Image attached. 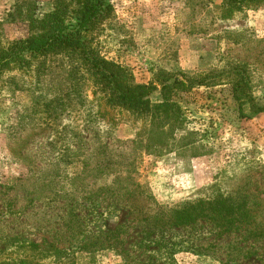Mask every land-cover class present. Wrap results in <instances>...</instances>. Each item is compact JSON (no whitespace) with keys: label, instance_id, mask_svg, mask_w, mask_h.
<instances>
[{"label":"rangeland","instance_id":"rangeland-1","mask_svg":"<svg viewBox=\"0 0 264 264\" xmlns=\"http://www.w3.org/2000/svg\"><path fill=\"white\" fill-rule=\"evenodd\" d=\"M186 1L183 21L161 38L148 28L156 36L143 43L158 45L155 54L138 50L132 24L115 11L99 47L139 84L179 82L186 124L178 137L204 156L163 135L154 142L168 144L161 153L135 144L139 131L162 129L107 106L79 54L26 57L28 65L0 72V264H264V113L235 100L251 95L264 107V0L235 11ZM59 3L70 32L81 15L74 0H0V52L29 38L32 22L53 17ZM130 176L137 183L121 189ZM138 184L145 202L133 199ZM219 198L254 219L230 232L208 219L180 228L143 220Z\"/></svg>","mask_w":264,"mask_h":264},{"label":"trees","instance_id":"trees-1","mask_svg":"<svg viewBox=\"0 0 264 264\" xmlns=\"http://www.w3.org/2000/svg\"><path fill=\"white\" fill-rule=\"evenodd\" d=\"M74 1L79 6L81 15L76 17L77 23L72 25L70 32L68 25L59 15L63 8L65 11L67 4L59 3L53 17L41 22H32V34L29 38L14 42L6 51L0 52V72L7 67L11 69L15 64L28 65L24 62L26 57L40 58L62 50L68 51V54H79L93 77L94 85L104 95L107 106L144 116L151 120L153 126L162 129L149 130L147 133L139 131L136 134L134 143L146 144L145 152H163L162 149L168 147V144L162 142L159 145V140L157 146L154 144L159 136L163 135L173 142L174 148L178 145L176 149H184V153H195L194 157L206 155L198 153L202 150L201 145L196 146L194 141L183 145L186 138L178 137V132L184 130L186 124L185 112L175 100L178 81L162 82L160 86L154 83L139 84L131 69L102 56L98 33L111 28L107 19L109 13L115 11L112 0ZM248 1L250 0H224L220 8L224 11L240 10ZM235 100L240 103L241 108L249 105L254 114L264 113V107H260L251 95L242 98L236 96ZM165 128L169 131L165 132ZM172 150L173 148H170V151ZM130 178L131 176L117 184L121 189L128 184L135 185L137 182ZM136 188L134 194L139 196L133 197L135 201L145 202L150 198L142 190L144 186L138 184ZM206 219L217 227L225 228L224 232H230L234 227L249 222L254 217L250 209L219 198L215 201L193 200L181 209H160L153 215H146L143 220L147 226L154 225L156 228H180L198 224Z\"/></svg>","mask_w":264,"mask_h":264},{"label":"crops","instance_id":"crops-1","mask_svg":"<svg viewBox=\"0 0 264 264\" xmlns=\"http://www.w3.org/2000/svg\"><path fill=\"white\" fill-rule=\"evenodd\" d=\"M113 1L115 12L117 14V21L121 24H132L133 27L130 28L133 31V37L136 40H140L138 50H142V52L145 53L151 49L154 54L156 50L159 51L160 47L158 45L155 46L153 43L145 44L143 43V40H145L146 37L152 38L153 36H156L155 34H157L158 38H161L162 34L158 33L166 31L168 32V27L171 24L176 25L177 23L183 21L182 17L184 16L185 8L187 7L186 0ZM212 1L213 2H209L211 6L220 7L224 0ZM151 26L156 28L157 33L154 34L152 33L153 30L150 31V29H148L151 28ZM155 47L156 49H154ZM158 55L159 54H157V56Z\"/></svg>","mask_w":264,"mask_h":264}]
</instances>
